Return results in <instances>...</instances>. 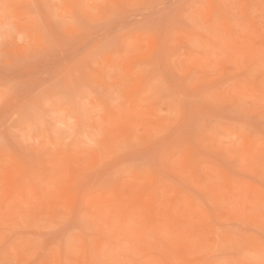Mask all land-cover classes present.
<instances>
[{"label": "rangeland", "instance_id": "1", "mask_svg": "<svg viewBox=\"0 0 264 264\" xmlns=\"http://www.w3.org/2000/svg\"><path fill=\"white\" fill-rule=\"evenodd\" d=\"M0 264H264V0H0Z\"/></svg>", "mask_w": 264, "mask_h": 264}]
</instances>
